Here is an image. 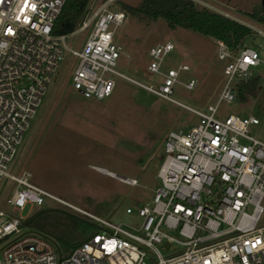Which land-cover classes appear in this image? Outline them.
I'll return each mask as SVG.
<instances>
[{
  "label": "built area",
  "instance_id": "1",
  "mask_svg": "<svg viewBox=\"0 0 264 264\" xmlns=\"http://www.w3.org/2000/svg\"><path fill=\"white\" fill-rule=\"evenodd\" d=\"M65 1L0 0V186L4 178L13 183L0 208V264H264V116L216 115L222 100L236 98V83L263 62L258 49L216 40L222 84L203 110L172 95L189 65L163 68L171 41L148 49L146 67L160 80L141 81L116 67L123 48L114 36L125 11L87 6L73 31L57 34L53 26ZM81 30H87L82 40L69 47L66 38ZM65 51L72 57V86L84 97L110 96L121 77L200 118L189 129L167 131L152 200L125 208L135 223H115L76 206L33 182L29 169L8 171ZM182 84L192 89L196 79ZM48 200L85 213L98 229L63 253L53 238L21 225L22 209Z\"/></svg>",
  "mask_w": 264,
  "mask_h": 264
},
{
  "label": "rangeland",
  "instance_id": "2",
  "mask_svg": "<svg viewBox=\"0 0 264 264\" xmlns=\"http://www.w3.org/2000/svg\"><path fill=\"white\" fill-rule=\"evenodd\" d=\"M140 1L88 2L89 10L106 4L126 13L114 36L123 48L117 69L147 83L160 80L158 72L146 67L148 49L157 42L169 40L174 47L165 56L163 68L183 62L189 65V69L180 71V83L174 85L172 95L205 110L208 103L216 101L222 84V62L217 57L216 40L189 28L170 27L162 17L152 19L131 13L128 6H137ZM194 1L199 7L210 8L253 26V33L244 38L243 44L256 47L263 59L252 67L261 75L255 92L245 100H222L216 115L254 112L264 116V35L257 30L264 32V25L246 14V11L260 8L264 0ZM86 31L68 36L66 44L76 46ZM71 69L72 57L65 51L8 171L19 173L29 169L33 182L76 206L115 223H135L138 218L127 213L125 208L152 200L155 188L160 185L157 170L164 154L167 131L189 129L197 125L200 118L121 77H115L116 87L110 96L84 97L72 86ZM189 78L196 79L192 89L182 84ZM261 131L264 132V118ZM106 169L119 176L135 178L136 183L107 174ZM12 185L11 181L3 179L0 208L6 206ZM47 203L86 215L57 201L48 200ZM33 209L27 205L20 213L27 216ZM259 223L264 224V211Z\"/></svg>",
  "mask_w": 264,
  "mask_h": 264
},
{
  "label": "trees",
  "instance_id": "3",
  "mask_svg": "<svg viewBox=\"0 0 264 264\" xmlns=\"http://www.w3.org/2000/svg\"><path fill=\"white\" fill-rule=\"evenodd\" d=\"M88 2L89 0H66L54 22L53 32L61 34L73 31L85 14ZM128 10L152 19L162 17L170 27L189 28L215 40H222L233 48L241 45L244 38L253 33L248 25L210 8L199 7L194 0H141L137 6H128ZM246 14L264 25V4L260 8L246 11ZM260 79L259 73H253L246 80L238 81L236 98L245 100L248 95L254 93ZM21 225L50 236L63 253L70 252L99 227L86 215L48 203L35 206L33 211L22 219Z\"/></svg>",
  "mask_w": 264,
  "mask_h": 264
},
{
  "label": "bare ground",
  "instance_id": "4",
  "mask_svg": "<svg viewBox=\"0 0 264 264\" xmlns=\"http://www.w3.org/2000/svg\"><path fill=\"white\" fill-rule=\"evenodd\" d=\"M100 171H101V170H100ZM102 172H103V171H102ZM105 172H106L107 174L114 175V173H113V172H111V171H109V170H107V169H106V171H105ZM105 172H104V173H105ZM114 176H115V175H114Z\"/></svg>",
  "mask_w": 264,
  "mask_h": 264
}]
</instances>
